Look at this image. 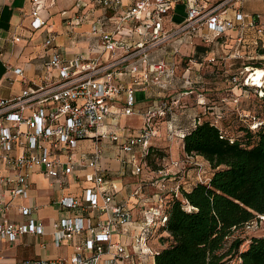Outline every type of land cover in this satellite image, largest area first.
<instances>
[{
	"label": "built area",
	"instance_id": "2783aa9c",
	"mask_svg": "<svg viewBox=\"0 0 264 264\" xmlns=\"http://www.w3.org/2000/svg\"><path fill=\"white\" fill-rule=\"evenodd\" d=\"M92 1L115 10L111 29L104 28L106 20L95 17L90 30V34L99 37L106 59H101V54L87 61L81 56L66 60L52 51L46 67L57 70L54 81L0 99V165L9 170L8 174H0V215L15 207L25 217L21 221L0 222V238L14 241L20 235L43 234L38 218L33 215L38 206L15 203L17 198H28L35 170L55 179L62 190L71 183L80 192L60 198L57 204L75 213L52 223L54 245L69 242L71 252L51 258L22 259L14 264H144L145 257L154 258L157 250L150 241L161 233L159 230L166 221L167 198L177 197L183 185L177 177L166 176L164 162L179 166L192 159V154H184V160L166 156L154 170L147 164L159 122L167 117L171 121L178 104V98L170 91L175 89L179 57L185 55L190 64L199 68L220 65L226 72L222 68L224 61H218L209 51V43L216 38L227 40L226 30L238 27L234 46L237 50L244 45L245 16L233 7L241 0H183L184 19L174 26H166L165 17L171 4L179 0ZM231 9L233 14L228 16ZM32 15V26L41 27L44 21L37 17V11ZM87 19L83 11L66 23L76 26ZM247 23L259 36L253 44L264 43V10L249 15ZM196 39L203 45H197ZM44 44L50 46L51 39ZM197 46H202V50ZM181 47L190 50L183 54ZM13 72L20 75L22 70L17 67ZM249 74H234L231 83L248 86ZM153 85L164 93L144 112L138 131H118L119 116L135 114L136 90ZM200 103L206 105L205 101ZM109 124L111 128L106 129ZM176 130L170 125L169 137L182 138L184 132ZM83 140L90 141L89 149L79 150L77 145ZM108 144L126 154L119 161L130 166L134 174L147 169L160 177L151 202L145 198L141 183L132 190L131 197L140 204L138 218L129 200L116 199L118 190L102 169ZM196 169V180L208 182L209 177L202 174L199 164Z\"/></svg>",
	"mask_w": 264,
	"mask_h": 264
},
{
	"label": "crops",
	"instance_id": "0c3cea01",
	"mask_svg": "<svg viewBox=\"0 0 264 264\" xmlns=\"http://www.w3.org/2000/svg\"><path fill=\"white\" fill-rule=\"evenodd\" d=\"M209 1L211 2L212 0ZM124 3H130V0H124ZM242 4L243 0L237 1L233 5L234 8L240 9L245 16L244 45L240 46V49L245 47V43H254V39L259 38L247 22L249 15L260 11H244ZM185 9L186 6L183 0L173 2L168 16L165 17L166 26H174L181 23L185 16ZM34 10L37 11V17L44 21V24L39 28L32 26L34 18L32 12ZM83 11L87 14L88 19L86 22H81L76 26L67 25L68 18ZM114 12V8L103 7L100 3L92 0H38L37 2L33 0H0V99L12 98L19 95L22 90L28 87L36 88L54 81L57 70L46 67L52 51H57L66 60L81 56L82 59L87 61L100 56L102 53L99 37L90 34L92 22L95 17H101L106 20L104 28L111 29ZM232 14L233 10L231 9L228 11V16ZM238 31V27L227 29L225 32L227 40L234 43ZM47 39H51L50 46L44 44ZM213 41L225 42L226 40L216 38ZM199 47L203 48L202 46H197V49ZM183 48L181 47V50L185 54ZM106 57V53L101 55V59H106ZM205 66L207 65H203L202 68ZM17 67L22 70L20 75H16L13 72V68ZM197 69L199 70L195 71L199 73L201 68L197 67ZM188 70V68L185 69V73ZM194 76V80L192 81H199L201 84L208 79L204 80L200 74ZM175 81H177V77ZM175 84L177 85V82ZM163 93L164 90L162 88L154 85L146 90L137 89L135 114L131 116L120 115L118 118L120 129L129 131L130 133L137 132L143 122L144 112L147 108L154 105ZM184 93L181 92L178 95H184ZM186 93H189V91ZM178 95H176L178 97V104L175 106L172 120H168L169 117L161 119L158 124V136L154 137L156 139L164 135L165 139H168L167 143L162 148L153 144L155 147L161 149L165 153V156L172 158L174 155H179V153L180 155H184V152L182 138L169 137L168 127L173 124L177 128L176 133L185 132L193 126L196 120L194 118L195 113L191 109H183ZM201 96L202 99H205V94ZM199 101L201 102L202 100ZM177 108H179L178 111ZM135 116L141 118L136 131H131L129 127L127 129L122 128L125 126L124 121L127 123ZM111 126L110 124L107 125L106 129L111 128ZM85 141L90 143L88 140L81 142ZM89 148H79V150H87ZM125 155L115 145L108 144L101 166L108 178L114 183L113 186L118 190L116 199L129 200L132 211L136 215V218H138L140 215V204L138 200L131 197V192L141 183L144 194L147 195L145 198L148 199V202H151L153 201V197L151 198V196L158 188L157 180H152V175L150 176L151 172H148L145 176H141V178H135L134 176L136 175L132 168L128 165H122L119 161V158ZM197 158L207 163L201 157ZM8 173L9 170L0 165V174ZM31 179L32 184L28 190V198L25 200L17 198L15 199V203L38 206L33 215L38 218L43 228V234L20 235L14 241L0 238V264H14L18 260L27 258H51L58 255H67L72 250L71 243L69 242L56 247L52 241L51 231L52 223L55 220L75 213L72 210L60 207L57 202L64 195L80 194L79 188L75 184L68 183L66 188L62 190L55 179L45 176L41 170H35ZM185 179L186 182L183 185L188 186L189 182L192 181V177L189 174ZM57 191L58 196L55 197ZM44 209H49L50 213L40 214V211ZM23 219L25 217L15 207H11L5 214L0 215V222L21 221ZM164 233L167 235L166 232H161L160 235L164 236ZM155 241L157 239L152 238L150 242L153 248L158 250V246L162 247L164 243H161L160 240ZM146 259H148V264H154V258L145 257L144 260Z\"/></svg>",
	"mask_w": 264,
	"mask_h": 264
},
{
	"label": "trees",
	"instance_id": "16d2710c",
	"mask_svg": "<svg viewBox=\"0 0 264 264\" xmlns=\"http://www.w3.org/2000/svg\"><path fill=\"white\" fill-rule=\"evenodd\" d=\"M254 49L257 55H264V43ZM244 65L259 68L257 75L251 72L248 81L261 84L264 58ZM212 80L203 84L209 88V83H217ZM253 88L260 107L249 116V124L238 126L237 137L216 124L224 118L221 113L215 120L196 119L184 132V154L205 160L211 175L206 183L196 180L180 185L179 195L167 198V218L159 230L167 233V244L155 252L154 264H264V236L250 237L244 248L246 239L232 236L234 229L264 217V85ZM205 97L213 102L218 99L210 93ZM163 157L165 153L151 144L149 169L158 168L153 162ZM164 238L159 239L164 243Z\"/></svg>",
	"mask_w": 264,
	"mask_h": 264
},
{
	"label": "rangeland",
	"instance_id": "374dc122",
	"mask_svg": "<svg viewBox=\"0 0 264 264\" xmlns=\"http://www.w3.org/2000/svg\"><path fill=\"white\" fill-rule=\"evenodd\" d=\"M263 0H243V10H257V11H263ZM170 21V20H168ZM167 22V19H166ZM174 22V21H173ZM172 22V23H173ZM198 39V38H197ZM196 39V40H197ZM197 45H203L200 40H197ZM253 43H245L244 48H235L234 43L226 40L225 42L221 41H213L209 43L208 49L209 51H212V53L218 58V61L223 60L225 63L226 72H223L218 66L220 65H214V66H205L204 68H201L199 73H196L199 70L197 69V65L190 64L187 60V57L184 55L182 57H179V71L177 73V85L175 86V89L171 90L170 93L172 96H176L181 92H185L184 95H178L181 101V105L183 109H191L195 113V119H209V120H215L216 114H223L224 118L222 121L216 122L218 126L223 128L226 134L237 137L240 133L238 130V126L240 124H249L250 115L255 114L258 112L260 104L255 99V90L254 86L249 80L248 82V88H244L242 84L234 85L231 83V76L234 74H239L240 76H246L250 72H256L258 74V67L252 68H244V64H247V62H255L258 60H261L264 58V55L259 56L255 53ZM190 48L184 47L183 51L185 54L189 52ZM238 53V57H234L231 54ZM189 69L188 72L185 73V69ZM195 68V69H194ZM218 68V69H217ZM185 73V74H184ZM200 76L204 78H213L214 81H217L216 84L209 83V88L207 84H201L199 81H192L194 80V75ZM264 74V68H262L261 76ZM219 76V77H218ZM249 77H251V73L249 74ZM185 80H189L190 82H186ZM219 80H223L221 82H218ZM264 83V76L261 80ZM262 83V84H263ZM213 86V88H212ZM258 86V85H257ZM207 87V88H206ZM212 88V89H211ZM211 89V90H207ZM193 90V92H192ZM189 93H186L188 92ZM191 91V92H190ZM210 93L212 97H214L216 102L208 101V99L205 97V99H202V94ZM200 94V95H199ZM178 98V97H177ZM199 100L205 101L206 105L210 104L212 109H208L206 105H202ZM213 100V99H212ZM209 102V103H208ZM212 102V103H211ZM222 104V105H221ZM179 108H177L178 111ZM180 111V110H179ZM141 118L139 116L132 117L131 120H129L127 123L124 121L125 126L122 127L124 129H127V127L131 128V131H136L139 127ZM128 124V125H127ZM118 131H122L120 128ZM158 136V135H157ZM176 137V136H173ZM168 139H165L164 135H161L159 138H153L152 144L163 147L164 144L167 143ZM170 142V141H169ZM78 148H88L90 147L89 142H80L78 145ZM172 158V157H171ZM184 158V155H174L172 159L174 160H182ZM184 160V159H183ZM162 162H160V159L154 160L153 167H160ZM200 165L201 172L205 177H209L211 173L210 167L207 165V163H204L201 159H198L195 156H192V159H188L187 161L181 162L179 166H173V165H167V162H164L165 171L167 172L166 176L168 177H177V181L179 180L182 184L186 182L185 177L190 174L192 177V183L196 181V166ZM167 167V168H166ZM150 172L147 169H142L141 173L135 174V178H141V176H145V174H148ZM152 175V176H151ZM186 175V176H185ZM150 176L152 177V180H160V177L157 176L156 172H151ZM132 177V178H134ZM136 180V179H135ZM55 189V188H54ZM56 193V192H55ZM58 196V191L56 193V196ZM38 201V200H37ZM49 209H44L40 211V214H49ZM165 234V233H164ZM160 234H155V238L157 241L160 239ZM164 241L167 238V235H164ZM232 236L238 237V238H244L246 239L244 245L242 248H244L248 242V239L252 236H264V217H260L257 219H254L252 222H249L248 224H245L243 226H240L233 230ZM155 241V242H157ZM162 242V241H161ZM167 242L165 241L163 246H165ZM158 246V245H157ZM161 247L158 246V249ZM145 264H148V259L144 260Z\"/></svg>",
	"mask_w": 264,
	"mask_h": 264
},
{
	"label": "bare ground",
	"instance_id": "6f19581e",
	"mask_svg": "<svg viewBox=\"0 0 264 264\" xmlns=\"http://www.w3.org/2000/svg\"><path fill=\"white\" fill-rule=\"evenodd\" d=\"M248 67H249V66H248ZM248 67H247V68H248ZM252 68H254V69H255V67H252ZM256 75H257V74H256ZM256 75H255V76H256ZM249 78H250V77H248V79H249ZM261 84H262V83H261ZM261 84H259V85H261Z\"/></svg>",
	"mask_w": 264,
	"mask_h": 264
}]
</instances>
